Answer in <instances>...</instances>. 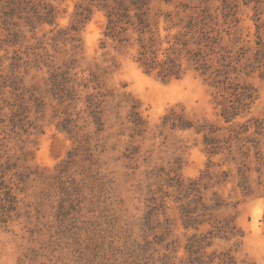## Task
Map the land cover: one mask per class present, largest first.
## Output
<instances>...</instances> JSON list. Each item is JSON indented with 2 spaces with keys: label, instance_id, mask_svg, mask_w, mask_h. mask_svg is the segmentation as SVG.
<instances>
[{
  "label": "rangeland",
  "instance_id": "rangeland-1",
  "mask_svg": "<svg viewBox=\"0 0 264 264\" xmlns=\"http://www.w3.org/2000/svg\"><path fill=\"white\" fill-rule=\"evenodd\" d=\"M8 1L0 264H264V0H123L162 42L194 22L217 85L145 74L112 0Z\"/></svg>",
  "mask_w": 264,
  "mask_h": 264
},
{
  "label": "trees",
  "instance_id": "trees-1",
  "mask_svg": "<svg viewBox=\"0 0 264 264\" xmlns=\"http://www.w3.org/2000/svg\"><path fill=\"white\" fill-rule=\"evenodd\" d=\"M112 2L113 4L107 5V2L104 4L108 20L107 36L117 41L118 44H122L130 38L119 39V37L126 34L128 30L133 32L137 37L134 42L137 46L136 63L145 74L154 75L164 82L177 80L184 76L187 70L183 69V62H185L188 69L200 73L211 84H222L220 80L223 76L222 69H220L222 65L218 62L217 66L214 65L209 48L203 44L202 36L197 37L202 32L194 22L186 28L185 33L166 37V42H162L157 29L150 28L145 19L147 15L141 7H136L133 3L128 5L123 0H112ZM8 4L12 7L18 6L19 0H9ZM42 9H47L48 12L42 16H36V19L40 20V23L51 24L52 8L46 6ZM132 11L136 12L130 16ZM9 12V10L6 11L7 14ZM162 44L166 46L165 49L160 48ZM134 115L138 117L137 113ZM138 121H140L139 117ZM176 123L178 127L188 128L182 120H177L173 125Z\"/></svg>",
  "mask_w": 264,
  "mask_h": 264
}]
</instances>
